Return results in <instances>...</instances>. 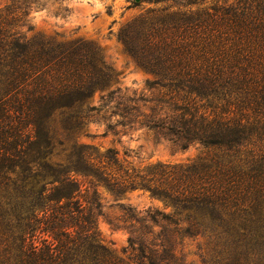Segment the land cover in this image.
<instances>
[{"label": "trees", "instance_id": "1", "mask_svg": "<svg viewBox=\"0 0 264 264\" xmlns=\"http://www.w3.org/2000/svg\"><path fill=\"white\" fill-rule=\"evenodd\" d=\"M41 1L0 7V264H182L177 244L197 235L211 264H264V0H155L169 4L124 24L117 39L154 75L151 96L103 93L113 69L94 43L27 38ZM97 120L206 152L135 173L115 148L77 140ZM98 185L172 208L120 205L107 218L129 234L118 253L97 226Z\"/></svg>", "mask_w": 264, "mask_h": 264}, {"label": "rangeland", "instance_id": "2", "mask_svg": "<svg viewBox=\"0 0 264 264\" xmlns=\"http://www.w3.org/2000/svg\"><path fill=\"white\" fill-rule=\"evenodd\" d=\"M12 0H0V7ZM177 1V0H176ZM182 0H178L180 2ZM207 3L210 0H205ZM169 2L155 0H42L41 6L33 7L25 18L23 30L30 39H44L55 42L83 40L94 43L106 63L113 69V79L103 90L118 89L124 95L151 96L147 81L154 75L139 66L117 39L118 30L132 18L149 9H160ZM98 98L96 93L92 99ZM105 131L102 120L88 123L85 132L76 138L91 143L100 150L113 147L124 167L129 171L143 173L148 167L161 164H188L206 152L199 142L187 147L170 140L162 129L150 128L134 123L131 128L113 133ZM102 203L103 215H99L97 226L103 240L116 252H128V232L124 228L112 227L107 218L121 213L120 205L131 206L135 211L145 208L171 210V205L152 196L147 189L134 188L119 195L112 194L101 185L97 186ZM180 251L182 264H211L209 243L204 235L184 237L176 246Z\"/></svg>", "mask_w": 264, "mask_h": 264}]
</instances>
